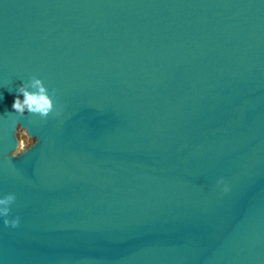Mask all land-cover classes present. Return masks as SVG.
<instances>
[{
	"label": "water",
	"instance_id": "1",
	"mask_svg": "<svg viewBox=\"0 0 264 264\" xmlns=\"http://www.w3.org/2000/svg\"><path fill=\"white\" fill-rule=\"evenodd\" d=\"M0 95V264H264V0H0Z\"/></svg>",
	"mask_w": 264,
	"mask_h": 264
},
{
	"label": "clouds",
	"instance_id": "2",
	"mask_svg": "<svg viewBox=\"0 0 264 264\" xmlns=\"http://www.w3.org/2000/svg\"><path fill=\"white\" fill-rule=\"evenodd\" d=\"M15 91L16 96L12 108L19 116L24 117L26 114H32L38 115L42 119H46L52 114H55L56 117L61 116L62 109L57 106L55 89L50 91L49 86L41 77L32 76ZM2 99L3 97L0 95V100ZM24 126L22 121H16L15 136L17 142L12 156H21L39 143V139L29 135ZM217 185H223L224 192L230 191V186L223 177L217 180ZM16 201L17 196L14 192L0 194V218L3 219L5 226L11 228H17L21 224V216L19 214L12 215L13 205Z\"/></svg>",
	"mask_w": 264,
	"mask_h": 264
}]
</instances>
